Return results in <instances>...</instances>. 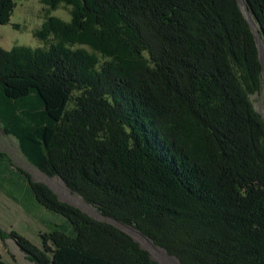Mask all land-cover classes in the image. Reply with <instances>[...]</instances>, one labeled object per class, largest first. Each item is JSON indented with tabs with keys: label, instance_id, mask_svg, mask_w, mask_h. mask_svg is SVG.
Masks as SVG:
<instances>
[{
	"label": "trees",
	"instance_id": "trees-1",
	"mask_svg": "<svg viewBox=\"0 0 264 264\" xmlns=\"http://www.w3.org/2000/svg\"><path fill=\"white\" fill-rule=\"evenodd\" d=\"M40 48L0 47V122L23 155L180 264H264L263 92L255 31L238 0H40ZM264 39V0H244ZM15 0H0V25ZM25 177L67 219L37 246L0 227L34 264H159L122 230ZM69 228V229H70ZM0 264H10L0 256Z\"/></svg>",
	"mask_w": 264,
	"mask_h": 264
},
{
	"label": "rangeland",
	"instance_id": "rangeland-1",
	"mask_svg": "<svg viewBox=\"0 0 264 264\" xmlns=\"http://www.w3.org/2000/svg\"><path fill=\"white\" fill-rule=\"evenodd\" d=\"M15 3L16 8L13 11V15L11 17V23L7 25H0V47L7 51L12 50L15 46L31 48L42 47L44 43L35 35V32L41 29L49 16L59 18L66 22H71V16L69 13L70 9L65 6H61L59 9L54 11L47 10L40 0H15ZM251 22L257 27V29H259L258 25L253 20ZM259 49L261 59L264 61V39L262 37ZM250 98L255 106L256 111L259 112L264 119V86L263 92L253 95ZM1 142H3L4 147L8 149L13 148V143L5 140H1ZM15 153L16 155L13 156L12 161L17 167L16 169H18L16 171L17 173L19 170H22L23 172L30 174L33 181L47 184L53 191H55V193L63 202L76 206L79 210L92 217L94 220L106 222L107 224L122 230V232L134 238V240L142 247V249L148 251L151 254V258L157 263L180 264V262L175 257L169 256L166 250L156 246L151 239L142 235L137 231V229L102 216L96 210V207L86 203L77 194L72 193L64 185L61 179L58 177L49 178L48 175L34 168V166L28 162V160L23 157L21 153L17 151ZM4 201L5 203L10 204V206L12 205L6 199ZM39 207V209H42L47 222L54 223V225H62V230L68 234L72 233L69 221L67 219L63 218L61 215L48 212L41 205ZM0 227L6 232H10L11 230H16L18 232L20 230L21 232L19 231L18 233L21 235L25 233L23 231H28L29 234L27 235L29 236H27V238L31 240L33 244L39 247L42 244L41 239L37 237L38 235H36V232L33 231L32 226L29 228L30 230L25 229V220L22 214L15 212L11 216L0 210ZM49 229L47 231H49ZM0 256L4 261L10 264H34L26 258V256L21 252L20 248L12 240H8L6 243H3L0 240Z\"/></svg>",
	"mask_w": 264,
	"mask_h": 264
},
{
	"label": "crops",
	"instance_id": "crops-1",
	"mask_svg": "<svg viewBox=\"0 0 264 264\" xmlns=\"http://www.w3.org/2000/svg\"><path fill=\"white\" fill-rule=\"evenodd\" d=\"M1 140L13 143V148L4 147ZM16 151L23 155L18 140L12 136H7L0 122V210L11 216L15 212L22 214L25 220V229L30 230L29 228L32 226L33 231L36 232L37 237L40 239L42 233L47 232L49 228H53L55 225L47 222L42 209H39L40 205L33 197L32 190L25 177L23 174H19V171L18 173L16 172L18 169H16L17 167L12 161ZM23 157L25 156L23 155ZM5 199L12 205L5 203ZM23 232H25L23 236L27 238L29 236L27 235L29 234L28 231Z\"/></svg>",
	"mask_w": 264,
	"mask_h": 264
},
{
	"label": "water",
	"instance_id": "water-1",
	"mask_svg": "<svg viewBox=\"0 0 264 264\" xmlns=\"http://www.w3.org/2000/svg\"><path fill=\"white\" fill-rule=\"evenodd\" d=\"M239 2V5H240V7L242 8V10L244 11V13L246 14V18H247V20H248V22H249V24H250V26H251V28L254 30V28H253V25H252V23H251V20H250V10H249V8H248V6L244 3H242V0H238ZM255 31V30H254ZM261 30L259 29V32H256L255 31V38H256V40H257V43H258V45H259V48H260V43H261V37H262V35H261ZM260 50V49H259ZM261 61H262V66H263V69H264V61H263V59H261ZM141 247V246H140ZM142 248V247H141ZM152 259V258H151ZM153 260V259H152ZM154 261V260H153Z\"/></svg>",
	"mask_w": 264,
	"mask_h": 264
},
{
	"label": "bare ground",
	"instance_id": "bare-ground-1",
	"mask_svg": "<svg viewBox=\"0 0 264 264\" xmlns=\"http://www.w3.org/2000/svg\"><path fill=\"white\" fill-rule=\"evenodd\" d=\"M242 3L244 4V0H242ZM250 20H251V18H250ZM252 21V20H251ZM252 23V22H251ZM253 25V28H254V30L256 31V32H259V29H257V27L254 25V24H252Z\"/></svg>",
	"mask_w": 264,
	"mask_h": 264
}]
</instances>
